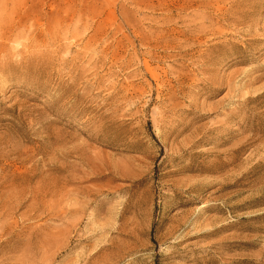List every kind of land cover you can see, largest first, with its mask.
<instances>
[{
	"label": "rangeland",
	"instance_id": "1",
	"mask_svg": "<svg viewBox=\"0 0 264 264\" xmlns=\"http://www.w3.org/2000/svg\"><path fill=\"white\" fill-rule=\"evenodd\" d=\"M0 37V264H264V0H0Z\"/></svg>",
	"mask_w": 264,
	"mask_h": 264
},
{
	"label": "bare ground",
	"instance_id": "2",
	"mask_svg": "<svg viewBox=\"0 0 264 264\" xmlns=\"http://www.w3.org/2000/svg\"><path fill=\"white\" fill-rule=\"evenodd\" d=\"M222 15H223V18H222V21H227V20H230V22H232V23H234L236 20H235V18H234V15H233V13L232 14H228V11L227 10H225L223 13H222ZM244 18V17H243ZM81 20H79V22H80ZM4 36V35H3ZM3 36H1V37H3ZM0 37V38H1ZM215 61L214 60H212V59H209L208 60V62L206 63V66L207 67H209L207 70L209 71V72H211L212 71V69H211V67H213L214 65H215ZM5 64H9V61L8 60H5V62H4V64L3 65H5ZM257 79H255V81H256ZM212 82H209V84H211ZM188 94H191V92H188ZM200 208V207H199Z\"/></svg>",
	"mask_w": 264,
	"mask_h": 264
}]
</instances>
